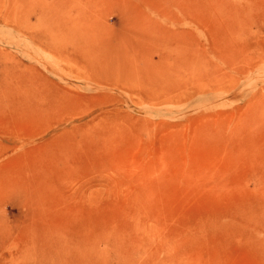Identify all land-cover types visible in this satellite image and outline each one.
<instances>
[{
  "label": "rangeland",
  "instance_id": "1",
  "mask_svg": "<svg viewBox=\"0 0 264 264\" xmlns=\"http://www.w3.org/2000/svg\"><path fill=\"white\" fill-rule=\"evenodd\" d=\"M0 264H264V0H0Z\"/></svg>",
  "mask_w": 264,
  "mask_h": 264
},
{
  "label": "bare ground",
  "instance_id": "2",
  "mask_svg": "<svg viewBox=\"0 0 264 264\" xmlns=\"http://www.w3.org/2000/svg\"><path fill=\"white\" fill-rule=\"evenodd\" d=\"M15 1V0H14ZM23 1H25V0H23ZM16 3H19V1H16ZM201 7V6H200ZM216 7H218V6H216ZM207 8V7H206ZM25 20V19H24ZM25 22H26V20H25ZM34 36L36 37V38H38V39H40V38H46V36L44 35V33H39V34H37V33H35L34 34Z\"/></svg>",
  "mask_w": 264,
  "mask_h": 264
}]
</instances>
